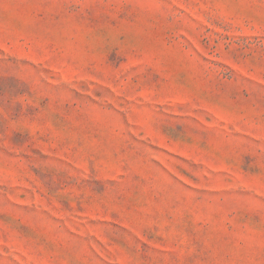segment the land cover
Wrapping results in <instances>:
<instances>
[{
    "label": "rangeland",
    "instance_id": "374dc122",
    "mask_svg": "<svg viewBox=\"0 0 264 264\" xmlns=\"http://www.w3.org/2000/svg\"><path fill=\"white\" fill-rule=\"evenodd\" d=\"M0 264H264V0H0Z\"/></svg>",
    "mask_w": 264,
    "mask_h": 264
}]
</instances>
